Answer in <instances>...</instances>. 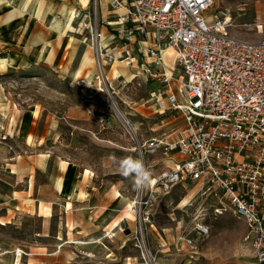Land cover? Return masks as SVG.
I'll return each mask as SVG.
<instances>
[{
	"label": "rangeland",
	"instance_id": "rangeland-1",
	"mask_svg": "<svg viewBox=\"0 0 264 264\" xmlns=\"http://www.w3.org/2000/svg\"><path fill=\"white\" fill-rule=\"evenodd\" d=\"M131 1L126 0V3ZM11 9L21 10V16L13 25H0L1 34L16 29L20 38H26L28 43L37 37L52 36L54 41L50 43L55 48L52 63L46 61L52 46L48 52L44 49L37 58L8 56L0 49V154H3L1 146L22 151L21 133L28 115L39 116L42 120L47 113L62 115L65 109L71 108L87 114L82 129H76V134H68L74 145L82 147L78 156L84 162L111 168L115 179H122L129 185L133 184L134 177L121 175L122 158L140 159L152 177L160 172L164 167V156L140 150L138 144L152 136L173 137L184 128L185 122L182 113L172 109L165 100L159 104L151 99L155 82L141 76L132 78L135 64L127 65L121 59L98 68L91 49L82 42L89 34L88 30L80 33L77 27L79 22L85 23L79 0H19L15 5L5 1L0 6V15ZM38 13L42 18L37 17ZM206 14L228 16L227 31L235 37L248 41L264 38V0H216ZM85 21L87 23V17ZM102 34H106L105 29ZM59 36L61 42L57 46ZM164 58L166 65L174 66V74L180 75L173 56L172 59L166 55ZM173 82L175 90L177 81ZM116 111L126 116L130 127L123 124ZM40 127L43 128L42 121ZM58 128L66 130L70 127L59 122ZM89 174L90 171L85 173ZM20 198L23 202L9 216H0V264H14L18 249L23 251L20 264H27L34 262L31 254L37 247L47 245L52 248L58 242L77 241L75 232L62 230L64 220L58 212L49 218V230H46L45 218L38 215L47 212L43 205L40 204L37 214L34 202H25L29 197ZM183 200H188V204L179 207ZM211 202L210 198L201 199L197 186L188 181L174 185L168 194L156 201L151 222L142 225V233L131 211L124 220L135 227L132 240L139 249L142 262L152 264L153 261L147 234L152 224L173 227L176 220L182 219L184 226L196 216L210 226V234L201 238L195 261L186 264H253L251 248L240 240L242 231L236 229L235 223L226 227L224 222V219L233 222L237 219L231 214L214 215ZM124 212L122 209L119 216ZM121 233L128 232L123 228ZM135 237L142 242L141 247ZM178 264H183V260Z\"/></svg>",
	"mask_w": 264,
	"mask_h": 264
},
{
	"label": "built area",
	"instance_id": "built-area-1",
	"mask_svg": "<svg viewBox=\"0 0 264 264\" xmlns=\"http://www.w3.org/2000/svg\"><path fill=\"white\" fill-rule=\"evenodd\" d=\"M99 2L91 0L92 10L83 14L98 68L116 59L135 64L156 84L151 99L165 100L185 122L174 137L152 136L138 144L140 150L179 156L131 200L138 230L151 222L160 197L189 181L201 199L210 198L214 215L229 213L245 223L242 242L251 248L253 264H264V38L229 34L228 16L206 14L216 0H109L116 19L106 23L113 34L105 41ZM111 43L121 49L113 51ZM138 43L143 51L136 52ZM167 47L175 49L178 76L163 60ZM209 234L210 226L194 216L176 241L192 247ZM22 253L16 251L14 264Z\"/></svg>",
	"mask_w": 264,
	"mask_h": 264
},
{
	"label": "crops",
	"instance_id": "crops-1",
	"mask_svg": "<svg viewBox=\"0 0 264 264\" xmlns=\"http://www.w3.org/2000/svg\"><path fill=\"white\" fill-rule=\"evenodd\" d=\"M5 1H12L15 5L19 0H0V6ZM79 1L82 14L92 9L91 0ZM108 2L109 0L99 2V12L104 20L101 32L105 29V41L113 34V28L106 23L116 19V14L110 9ZM121 12L122 9H119L118 13ZM19 16L21 10L11 9L0 15V25H13ZM37 17L42 18L39 13ZM84 26V23H78L80 33L84 31ZM15 31L16 29H12L0 33V49L4 55L37 58L44 49L48 52L52 46L50 42L54 41L52 36H46L31 39L28 43L26 38L22 40L21 34ZM87 36L82 38V42L91 49ZM60 42L61 36L55 44L58 46ZM110 46L113 51L121 49L115 43ZM137 47L136 52L143 51V44L138 43ZM54 48L52 46L51 53L47 55L46 61L49 63H52ZM140 76L144 78L137 68L134 69L132 78ZM86 117L84 111L71 108L65 109L62 115L47 113L42 120L39 116L30 114L22 127V151L19 152L12 146H1L0 216H9L23 202L20 197L26 195L29 197L25 200L26 204L33 201L37 214L40 204L46 209V213L38 214L45 218L44 229L49 230V218L56 211L64 220L62 230L77 234V241L58 242L52 248L47 245L35 248L37 250L31 254L34 262L27 264H144L139 249L132 240L135 227L124 220L131 213L130 202L140 189L134 182L129 185L122 179H115L111 168H101L100 163L98 166H91L78 156L82 147L74 145L68 134H76V129H82V121ZM40 121L43 122V128H39ZM59 122L67 123L70 128L59 129ZM178 159L175 152L164 156V167L161 170L172 166ZM87 171H90L89 175H85ZM122 209L125 212L119 216ZM182 221L176 220L173 227H156L152 224L148 229L152 264H178L182 260L186 264L195 261L202 240L198 238L192 247L177 242L176 237L181 231ZM224 222L226 227L235 223L236 229L242 231V240L246 231L245 223L238 219L235 222L224 219ZM123 228L127 230V234L121 233Z\"/></svg>",
	"mask_w": 264,
	"mask_h": 264
},
{
	"label": "clouds",
	"instance_id": "clouds-1",
	"mask_svg": "<svg viewBox=\"0 0 264 264\" xmlns=\"http://www.w3.org/2000/svg\"><path fill=\"white\" fill-rule=\"evenodd\" d=\"M120 169L124 178L134 177V183L138 189L148 188L154 183L150 170L138 158L131 156L122 158L120 160Z\"/></svg>",
	"mask_w": 264,
	"mask_h": 264
},
{
	"label": "bare ground",
	"instance_id": "bare-ground-1",
	"mask_svg": "<svg viewBox=\"0 0 264 264\" xmlns=\"http://www.w3.org/2000/svg\"><path fill=\"white\" fill-rule=\"evenodd\" d=\"M120 9H122V12L124 11V8L121 7ZM166 58H171V56H175V49L173 47H167L163 50V60ZM172 59V58H171ZM164 62L166 63V61L164 60ZM167 64V63H166ZM111 105H113V103H111ZM116 115L117 117L123 122V124L128 128L130 127V123L128 121V119L126 118V116L120 112V111H116ZM132 126V125H131ZM131 129V128H130ZM135 130V129H134ZM188 200H183V202L179 205V207H184L185 205L188 204ZM129 209H130V205H129Z\"/></svg>",
	"mask_w": 264,
	"mask_h": 264
}]
</instances>
